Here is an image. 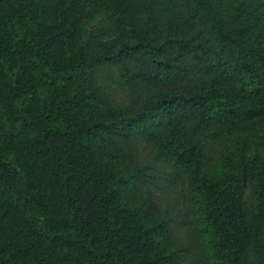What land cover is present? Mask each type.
<instances>
[{
  "label": "trees",
  "instance_id": "obj_1",
  "mask_svg": "<svg viewBox=\"0 0 264 264\" xmlns=\"http://www.w3.org/2000/svg\"><path fill=\"white\" fill-rule=\"evenodd\" d=\"M0 264H264V0H0Z\"/></svg>",
  "mask_w": 264,
  "mask_h": 264
}]
</instances>
